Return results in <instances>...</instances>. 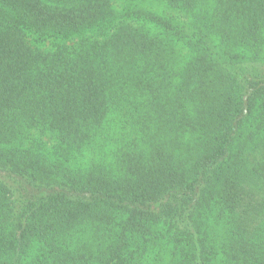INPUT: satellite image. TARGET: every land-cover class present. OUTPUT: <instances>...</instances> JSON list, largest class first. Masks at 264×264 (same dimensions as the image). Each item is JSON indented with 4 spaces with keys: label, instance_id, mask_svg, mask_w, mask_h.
Listing matches in <instances>:
<instances>
[{
    "label": "trees",
    "instance_id": "trees-1",
    "mask_svg": "<svg viewBox=\"0 0 264 264\" xmlns=\"http://www.w3.org/2000/svg\"><path fill=\"white\" fill-rule=\"evenodd\" d=\"M118 1L0 0V264H264V0Z\"/></svg>",
    "mask_w": 264,
    "mask_h": 264
},
{
    "label": "rangeland",
    "instance_id": "rangeland-1",
    "mask_svg": "<svg viewBox=\"0 0 264 264\" xmlns=\"http://www.w3.org/2000/svg\"><path fill=\"white\" fill-rule=\"evenodd\" d=\"M115 3H116L118 6H120V4L122 5V2H121V1H118V0H115ZM183 53H184V50H182V54H183ZM246 53H247L249 56H251V52H250L249 50L246 51ZM184 59H185V57H184ZM184 59H183V60H184ZM258 62H259L260 64H263V65H264V46H261L260 57H259ZM252 79L255 80L256 78H255V77H252ZM163 262H164V264H167L166 261H163Z\"/></svg>",
    "mask_w": 264,
    "mask_h": 264
}]
</instances>
